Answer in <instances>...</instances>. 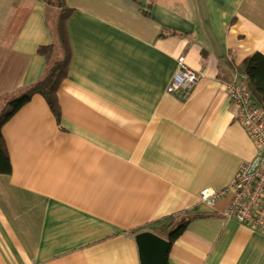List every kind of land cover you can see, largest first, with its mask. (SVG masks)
<instances>
[{
    "label": "crops",
    "instance_id": "1",
    "mask_svg": "<svg viewBox=\"0 0 264 264\" xmlns=\"http://www.w3.org/2000/svg\"><path fill=\"white\" fill-rule=\"evenodd\" d=\"M66 4L60 118L35 95L2 128L12 173L0 174V264H141L135 236L176 215L191 221L167 264H264V230L224 215L232 195L199 197L257 155L226 87L232 66L264 55V0ZM59 13L0 0V110L43 78L38 50ZM180 57L206 69L185 100L168 92Z\"/></svg>",
    "mask_w": 264,
    "mask_h": 264
},
{
    "label": "trees",
    "instance_id": "2",
    "mask_svg": "<svg viewBox=\"0 0 264 264\" xmlns=\"http://www.w3.org/2000/svg\"><path fill=\"white\" fill-rule=\"evenodd\" d=\"M47 7L58 9L59 16L55 29V41L46 47H40L38 53L47 61V69L43 78L37 83L26 87L16 95L8 96L3 108L0 110V174L12 173L10 154L4 136L3 126L35 95H41L46 100L50 110L57 119L60 118V105L57 91L67 79L72 59V48L67 29V22L73 10L70 9L66 0H40ZM235 79L241 76L242 81L249 89L253 104L257 106L264 116V55L254 53L247 57L239 66H232ZM233 79V75L231 73ZM234 79V80H235ZM232 81V80H231ZM232 81L230 84H234ZM191 218L176 215L172 221L163 226L159 233L170 247L184 234Z\"/></svg>",
    "mask_w": 264,
    "mask_h": 264
},
{
    "label": "built area",
    "instance_id": "3",
    "mask_svg": "<svg viewBox=\"0 0 264 264\" xmlns=\"http://www.w3.org/2000/svg\"><path fill=\"white\" fill-rule=\"evenodd\" d=\"M180 69L175 73L168 92L185 100L206 76V69L193 71L186 67L185 57L178 59ZM227 93L236 106L235 119L244 126L256 145L257 155L252 161L239 167L234 181L223 190L205 188L199 197L213 206L223 195L231 194L232 199L224 215L229 220L264 230V116L253 104L252 95L245 83L237 79L226 87Z\"/></svg>",
    "mask_w": 264,
    "mask_h": 264
},
{
    "label": "water",
    "instance_id": "4",
    "mask_svg": "<svg viewBox=\"0 0 264 264\" xmlns=\"http://www.w3.org/2000/svg\"><path fill=\"white\" fill-rule=\"evenodd\" d=\"M141 264H167L169 243L159 235L145 231L135 236Z\"/></svg>",
    "mask_w": 264,
    "mask_h": 264
},
{
    "label": "rangeland",
    "instance_id": "5",
    "mask_svg": "<svg viewBox=\"0 0 264 264\" xmlns=\"http://www.w3.org/2000/svg\"><path fill=\"white\" fill-rule=\"evenodd\" d=\"M51 21L52 22L54 21V25H55V23H56L55 18H51Z\"/></svg>",
    "mask_w": 264,
    "mask_h": 264
}]
</instances>
